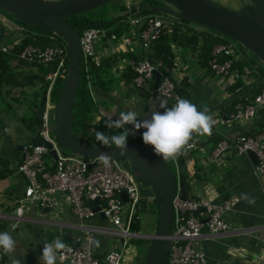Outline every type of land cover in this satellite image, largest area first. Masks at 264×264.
Masks as SVG:
<instances>
[{
    "label": "built area",
    "instance_id": "1",
    "mask_svg": "<svg viewBox=\"0 0 264 264\" xmlns=\"http://www.w3.org/2000/svg\"><path fill=\"white\" fill-rule=\"evenodd\" d=\"M177 19V18H176ZM174 19V20H176ZM174 20L167 21L158 14H140L130 19L128 34L118 37L109 28H87L80 34L81 59L88 65L98 66L103 56L118 55L123 51L141 53L139 60H129L133 66L134 76L132 84L135 88L152 93L155 79V70H160V63L150 58L149 49L162 33V30ZM57 35H50L54 40ZM103 48L100 52L99 48ZM13 46L1 47L0 51L12 55ZM137 49V50H135ZM17 60L28 64L43 65L48 67L45 78L50 84L46 91L42 126L35 139H43L52 144L56 158L52 157L49 150L43 145H34L33 140L22 147L23 159L17 166V171L26 179L23 195L17 200L10 218L15 221L23 220L28 216L30 205H35L39 210L55 212L60 205L59 196L66 197L71 212L80 221H85L98 216L110 220L118 230H106L97 226H86L83 223L76 226L78 236L74 243H66L68 249L58 254V263L64 264H122L125 260L126 237H131L130 223L137 212L139 203V183L122 159L112 158L111 166L103 167L97 158H84L73 153L64 154L59 151L54 140L49 137L48 127L52 124L50 111L53 104L50 102V91L58 78H65L67 69V46L51 43L49 46L40 47L28 45L14 56ZM246 56L235 44H217L213 47L212 58L209 60L211 74L219 79L221 92L228 88L237 79L248 81L251 75L259 76L261 85L258 93L252 100L244 103L238 101L234 110L228 115L219 112H210L215 120L212 132L219 131L221 138L210 151L202 146L204 136L193 135L183 153L173 159L178 170V180L181 181V165L189 166L193 160V153L198 152L200 161L206 165L222 160L230 155L232 150L236 155L255 153L257 163L253 164V174L264 177V125L252 134H245L250 124L264 111V78L260 75L257 65L243 67L242 71L233 68L237 59ZM161 71V70H160ZM174 73V72H173ZM182 98L175 92V81L161 73V78L156 88L155 99ZM246 125L240 133L228 137L220 130L233 124ZM132 129V128H130ZM142 134V132H137ZM45 156L50 161L45 160ZM189 185V192L183 196L177 184L176 194L173 198V217L170 226L168 264H207V254L202 247L203 239H210L226 233L240 234L245 229L233 227L228 216L239 210V199L230 197L218 201L210 191L195 192V180L183 181ZM126 193L128 201L124 202L121 194ZM99 198V211H94L90 201ZM126 206V208H124ZM196 212V215L193 213ZM15 225V223H14ZM13 227V226H12ZM206 228V233L203 229ZM95 233H107L120 237L121 240L105 254L103 260L97 258L90 250ZM264 243V239H262ZM263 253V251H261ZM257 259L264 261V253L257 255Z\"/></svg>",
    "mask_w": 264,
    "mask_h": 264
},
{
    "label": "crops",
    "instance_id": "2",
    "mask_svg": "<svg viewBox=\"0 0 264 264\" xmlns=\"http://www.w3.org/2000/svg\"><path fill=\"white\" fill-rule=\"evenodd\" d=\"M17 22L14 16L0 9V48L15 46L27 32ZM99 51L102 52L103 48H99ZM121 52L124 51L121 50ZM9 64L14 78L0 84V101L4 102L3 105H0V231H9L18 243L14 253L4 254L0 251V264H10L12 257L20 259L22 264H42L39 257L42 254L43 243L51 242L57 236L61 237L65 243H74L78 236L76 226L81 223L91 227L99 226L106 230H118V228L105 217L97 216L80 221L72 214L66 197L63 195L59 196L60 205L55 212H45L39 210L35 205H30V209L25 213L27 218L18 221L10 218L26 185V179L17 171V166L23 159L22 147L29 143L28 140H33L31 135L35 131L33 124L29 125L25 118L26 109H28L26 105L31 99L28 95L40 89L42 82L38 78H34V81L30 80V82L24 83L25 78L41 74L38 65L19 61L15 57L10 58ZM44 74L46 75V73ZM183 77L188 78L189 93L198 109L203 110L204 107H207L210 112L216 111L221 114L225 113L221 108L228 106L235 99L244 98L250 89L258 88L261 85L259 76L251 75L248 81H243L244 84L239 89L234 92L229 90L226 93L221 92L222 98H217L213 92L214 88L221 85L219 79L211 72L200 69L196 63L195 53H189L184 58L176 57L173 79L175 83H179ZM45 80L49 81L46 78ZM93 94L99 112L107 118L110 117L111 121L118 119L121 112H136L137 118L143 120L150 118L152 112L157 109L163 110L161 108L163 100L156 101L157 99L148 97L147 92L138 90L133 85L124 86L121 82L113 85L107 94L97 88H93ZM107 103L111 105V108ZM260 115H264V111ZM250 125L251 123L248 124L249 127ZM125 127L132 128L131 125ZM245 127L246 125L236 123L220 130V132L232 137L246 129ZM144 131L145 129L142 128L138 132L143 133ZM214 137L221 138L219 131L205 135L204 142H202L205 143L202 145L204 150L208 151L209 146L212 148L215 145ZM238 156L234 161L228 155L220 161L213 162L217 168V177L209 184L195 180V192L210 191L218 201L230 197L238 198L239 210L230 214L228 221L235 228L245 229V232L240 234L226 233L210 239H203L201 244L208 257L207 264H264V261L257 259V255L264 253L262 241L264 239V177L253 174V163L247 154ZM184 184L186 185V183ZM187 191L189 192V190ZM242 193L253 197L254 203L243 200ZM139 197L141 206L137 214L140 223L146 218L150 223L145 229L140 224V230H142L139 233H153L157 223V210L152 202L151 190L139 189ZM203 232L206 233V228L203 229ZM97 234L99 237L96 239L94 236L93 253L97 258L103 260L108 250L121 240L120 237L112 234ZM131 236L139 237L133 234ZM145 240L148 241V244L145 243L146 241H144L145 244L142 243L146 255L150 240L147 238ZM140 245L135 244L132 245V248H128L129 254L139 256L142 251ZM252 255H255V260H252ZM57 264L64 263L57 262Z\"/></svg>",
    "mask_w": 264,
    "mask_h": 264
},
{
    "label": "water",
    "instance_id": "3",
    "mask_svg": "<svg viewBox=\"0 0 264 264\" xmlns=\"http://www.w3.org/2000/svg\"><path fill=\"white\" fill-rule=\"evenodd\" d=\"M116 0H0V9L19 19L21 22L44 28L62 38L67 46V69L64 83L58 99L53 106L52 124L48 127L60 150H67L84 158H97L99 152H105L112 158L124 159L129 162V169L137 182L148 187L153 195V205L159 208L157 223L153 233H132L150 240L143 264H164L169 249L170 226L173 217V198L177 184L183 196L188 193L189 185L176 176L168 165V161L156 156L152 146L143 141L128 142V152L121 154L119 150L97 145L82 143L72 132L74 121L72 107L75 101L80 80V34L66 21V18L81 15ZM172 6L176 13L189 21L214 31L225 34L242 46L246 47L261 62L264 68V0H249L250 4L239 9L228 7L215 0H162ZM143 8L153 12L163 11L153 5ZM153 61H155L153 59ZM161 71L155 70V79L151 97L155 99L156 88L161 78ZM45 98L39 103L32 124L35 127L31 135L34 145H43L52 157L56 152L52 144L43 139H35L42 126ZM247 156L253 164L257 163L254 152L248 151ZM186 189V191H185ZM124 202L128 201L126 193L121 194ZM99 198L89 202L94 211H99ZM196 215V212L193 213ZM104 217L103 212H98ZM96 239L99 237L94 234ZM74 238V237H73ZM95 240L90 244L93 251Z\"/></svg>",
    "mask_w": 264,
    "mask_h": 264
},
{
    "label": "trees",
    "instance_id": "4",
    "mask_svg": "<svg viewBox=\"0 0 264 264\" xmlns=\"http://www.w3.org/2000/svg\"><path fill=\"white\" fill-rule=\"evenodd\" d=\"M144 5L155 6L156 3L145 2L138 9L135 7L130 8L132 12L137 11L138 14L153 13V11L143 8ZM108 6L109 5H103L90 12L68 17L66 18V21L71 24L79 32V34L87 28H109L110 31L115 33L119 38L128 34L131 25L129 22H125L122 17L129 15V13H124L120 16L111 15L109 14ZM126 9V6L122 4L116 6L117 11H123ZM16 20L23 26H27L29 30L32 29L33 31L25 32L22 39L15 46H13L12 55H8L0 51V84L8 81L10 78H14L9 64L11 57H14L16 53L28 45H37L40 47L49 46L52 43L49 36L52 34L55 35L44 28L25 24L17 18ZM233 42L234 40L232 38L226 35L224 36V34L220 32L198 26L188 19L179 16L176 20L170 22L168 26L162 30L160 36L151 43L149 54L150 58L160 63V70L162 74L173 80V72L176 69V57L184 58L189 53H195L196 63L199 65L200 69L205 72H210L208 63L212 58L213 47L217 44H234ZM239 50L242 51L241 49ZM140 57L141 53L124 51L118 55L103 56L98 66L92 63L86 65L83 62V59H80V80L72 107L74 121L72 122L71 129L82 143L86 145L100 144L95 139L96 131H103L109 136L123 131L120 129L109 128L107 126L108 122L111 120L99 112L97 101L94 98L93 88H97L99 91L107 94L112 86L119 82H121L124 86H132L134 70L133 66L129 64L128 61H137ZM252 64L255 65V63L250 61L247 57L240 58L235 61L233 68H237L239 69V72H241L243 67L250 68ZM38 68L41 70L40 75L24 79V83H28L30 80L34 81V78H38L42 82L40 89L31 94L28 93V96L31 97L28 106V109L31 111L29 123H32L33 116L39 108L41 99L45 97V92L49 85V81H46L44 77V73L48 71V67H44L41 64L38 65ZM63 83L64 78H58L54 82L50 91V98L54 97V99H58ZM153 84L154 83H152V87ZM243 84L244 82L242 79H237L235 83L228 88V90L230 92H234ZM189 88L190 83L187 77H183L179 83H175V92L182 98L190 100L196 104V102L191 98ZM258 91L259 88H252L245 97L247 100H252ZM146 95L151 97V94L149 93ZM247 100L244 98L235 99L230 102L228 106L221 108V110L225 112L224 115H228L234 110V105L238 101H243L245 103ZM263 125L264 115L253 120L245 134L257 132ZM213 139L216 140L215 143L219 140L218 137H214ZM130 141L135 140L128 139V142ZM201 144L205 145V143ZM210 148L211 146H209L207 150L209 151ZM198 157H193L192 163L189 166H185V164L181 165V179L182 181L196 180L197 182H206L209 184L213 180V172L212 170L211 172L203 171L201 168L202 166L199 163L200 157ZM158 213L159 208L157 210V217ZM129 230L132 233H139L140 231V220L137 212L130 223ZM138 243L142 242L138 240ZM168 256L169 252H167L165 264H168Z\"/></svg>",
    "mask_w": 264,
    "mask_h": 264
},
{
    "label": "clouds",
    "instance_id": "5",
    "mask_svg": "<svg viewBox=\"0 0 264 264\" xmlns=\"http://www.w3.org/2000/svg\"><path fill=\"white\" fill-rule=\"evenodd\" d=\"M162 111H154L148 119H138L133 111L121 112L119 118L108 122L109 128L123 131L113 135H106L103 131H96L95 139L102 147L115 148L121 154L128 152V137L135 136L140 129L143 143L152 146L156 156L167 161L178 158L193 135H211L215 124L210 110L204 107L198 109L197 105L190 100L177 98L175 104L168 107L161 104ZM132 126V129L125 126ZM98 162L105 168L111 166L112 157L105 152H99ZM243 200L254 203V198L248 194H241ZM17 240L9 231H0V251L11 254L16 251ZM68 249V245L59 236L51 242H44L42 254L39 257L42 264H57L58 254ZM10 264H22L15 257L10 259Z\"/></svg>",
    "mask_w": 264,
    "mask_h": 264
},
{
    "label": "rangeland",
    "instance_id": "6",
    "mask_svg": "<svg viewBox=\"0 0 264 264\" xmlns=\"http://www.w3.org/2000/svg\"><path fill=\"white\" fill-rule=\"evenodd\" d=\"M215 1H217L219 3H222V4H224V5L228 6V7L234 8V9H239V8L245 6V5H249L250 4V1L249 0H215ZM145 2H147V3L155 2L156 3V5H155L156 7L162 8L163 11L153 12V13L154 14H158L164 20L170 21V20H174V19H176V18L179 17V15L176 13V10L172 6L166 4L162 0H116V1H113V2H110V3L105 4V6L106 5H109L108 6L109 14L114 15V16H120V15H123L124 13H129V15H126V16L122 17V19L125 20V22H130V19L131 18L140 15V14L137 13V11L136 12H132L130 7H135V8L138 9ZM120 4L125 5L127 9L126 10H123V11H117L116 10V6L117 5H120ZM20 25L26 31H30V32L33 31L32 29L29 30V28L27 26H23L22 24H20ZM224 36H225V34H224ZM52 43H54L55 45H57V44H63V40H62V38H60L58 36L57 37L55 36L54 40H52ZM233 43L235 45H237V47L239 49L242 50L241 52L244 53L250 61H252L253 63H255L257 65V69H258L260 75H262L264 77V68H263L261 62L259 61V59H257V57H255L252 54L251 51H249L246 47L242 46L240 43L236 42L235 40H234ZM213 80H214V77H213ZM136 89H138V88H136ZM220 89H221V87L214 88V92L213 93H214V95H216L217 98H222L221 90ZM161 100H163V104H166L168 107H171V106H173L175 104V102L172 99H157L156 101H161ZM56 101H57V99H54V97L53 98L52 97L50 98L51 104L54 105L56 103ZM29 102H27V105H26L27 108L29 106ZM3 104H4V102L0 101V105H3ZM107 104L110 106L109 108H111V105L109 103H107ZM119 105H121V104H119ZM26 111H27V114H26V117L25 118L27 119V123L30 125L31 123H29V118L31 116V111L29 109H26ZM156 111H161V110L160 109H157ZM50 113L53 116V114H54L53 109L50 111ZM214 113H217V112L214 111ZM50 123H52V118L50 119ZM33 128L35 129V127H33ZM48 134H49V137L54 140V142H55V144H56V146H57V148L59 149L60 152H62L64 154L70 153L67 150H60L59 144L56 142V140L54 138V133L53 132H49ZM128 139H133L135 141H143L142 134H139L138 135L137 133H136L135 136H131L130 135L128 137ZM30 141L31 140H28V142H30ZM197 155L199 156L200 154L198 152L197 153H193V157H195V156L198 157ZM229 156H231V158H232L233 161H234V159H236L237 157H239L238 155H236V153L234 152V150H232V152L230 153ZM45 160L47 162H49L50 161V158L48 156H45ZM122 160H123V163L125 165H128V161L127 160H124V159H122ZM238 161H240V160H238ZM199 163L202 166L201 168H202L203 171H209V172H211V170H212V172H213V179H215L217 177V172H216L217 171V168H216V166H215V164L213 162L211 164L204 165L200 161V158H199ZM168 165L170 166L171 170L173 171L174 175L176 176L177 182H178V174L179 173H178V170H177V167L175 165L174 160L173 159H169L168 160ZM139 189L145 190V189H149V188L148 187H143V186H141L139 184ZM185 191H186V189H185ZM140 202H141V200H140ZM140 202L137 204V211L140 210V206H141V203ZM124 208H126V206ZM155 209L158 210V207H155ZM146 220H147V218H146ZM146 220L143 219V221H141V223H140V224L143 225V228L144 229L145 228H148V225L150 224L149 221L148 220L146 221ZM141 230H140V232H141ZM138 240H140L143 243H144V241H146L145 243L148 244V241L145 240V238H142V237H132V236L131 237H126V243H127V245L125 246L126 247V249H125V260L122 262V264H143V257L145 255L144 254L145 248L143 246V243H141V245H140V243H138ZM135 244H138V245L142 246V251H141V253H140L139 256H136V255L133 256V255H130L129 254V249L128 248H132V245L134 246ZM149 244H150V242H149ZM251 258H253L252 260H255L256 259L255 255H252Z\"/></svg>",
    "mask_w": 264,
    "mask_h": 264
}]
</instances>
